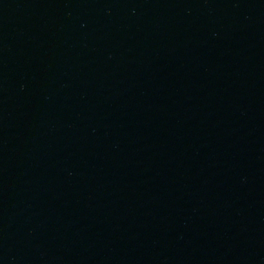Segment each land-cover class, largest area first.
<instances>
[{"label": "water", "instance_id": "water-1", "mask_svg": "<svg viewBox=\"0 0 264 264\" xmlns=\"http://www.w3.org/2000/svg\"><path fill=\"white\" fill-rule=\"evenodd\" d=\"M0 264H264V0H0Z\"/></svg>", "mask_w": 264, "mask_h": 264}]
</instances>
